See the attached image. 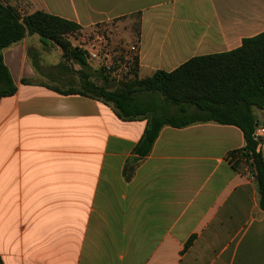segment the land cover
I'll list each match as a JSON object with an SVG mask.
<instances>
[{"label":"crops","instance_id":"1","mask_svg":"<svg viewBox=\"0 0 264 264\" xmlns=\"http://www.w3.org/2000/svg\"><path fill=\"white\" fill-rule=\"evenodd\" d=\"M26 1V14L79 30L137 15L139 79L264 31V0ZM31 40L39 39L2 50L15 91L0 98V264H264L256 178L230 159L245 145L239 128L164 125L139 157L146 119L122 120L98 99L55 91L54 77L21 82L37 74ZM254 114L264 127V110Z\"/></svg>","mask_w":264,"mask_h":264},{"label":"trees","instance_id":"2","mask_svg":"<svg viewBox=\"0 0 264 264\" xmlns=\"http://www.w3.org/2000/svg\"><path fill=\"white\" fill-rule=\"evenodd\" d=\"M79 29L73 21L39 10L22 15L16 7L0 1V98L15 91L2 50L36 34L43 48L50 43L58 45L65 60L79 67L74 71L79 77L78 87L62 90L47 84L49 88L98 99L122 120L146 119L143 135L134 148L139 157L150 152L164 125L184 127L215 122L239 128L245 142L239 151L250 160L249 167L255 171L259 204L264 207V156L256 150L259 141L254 137L257 127L254 109L264 110V31L242 39L241 45L230 51L194 56L172 71L156 70L140 79L135 76V54L134 77L113 84L101 71L91 69L86 50L64 38ZM21 82L28 81L22 78ZM189 243L190 240L185 247Z\"/></svg>","mask_w":264,"mask_h":264},{"label":"rangeland","instance_id":"3","mask_svg":"<svg viewBox=\"0 0 264 264\" xmlns=\"http://www.w3.org/2000/svg\"><path fill=\"white\" fill-rule=\"evenodd\" d=\"M1 2L19 7L22 15L28 11L26 0H0ZM18 9V8H17ZM138 36L137 15L118 16L109 21L95 23L82 30L70 32L64 35L71 45L86 50L89 57L88 63L94 71H101L103 75L111 79V83L127 81L133 78L134 66L132 57L136 54ZM38 37V36H37ZM26 54L31 63L36 64V75L25 77L30 81H53L54 87L66 88V86H79L78 74L74 72V64L65 60L62 49L50 43L48 47H42L39 40H31L26 46ZM8 62V57H7ZM10 59L9 66L18 69L19 65ZM60 63V66L58 65ZM77 68L78 66L75 65ZM65 69H68L66 71ZM14 78L18 81V77ZM95 80L99 82L96 74ZM69 81L70 85H67Z\"/></svg>","mask_w":264,"mask_h":264},{"label":"built area","instance_id":"4","mask_svg":"<svg viewBox=\"0 0 264 264\" xmlns=\"http://www.w3.org/2000/svg\"><path fill=\"white\" fill-rule=\"evenodd\" d=\"M254 136L263 137L264 136V127H258L254 131ZM231 162L236 165H241L243 170L249 171L251 176L255 178V171L249 167L250 160L242 153V151H234L233 155L230 156Z\"/></svg>","mask_w":264,"mask_h":264},{"label":"water","instance_id":"5","mask_svg":"<svg viewBox=\"0 0 264 264\" xmlns=\"http://www.w3.org/2000/svg\"><path fill=\"white\" fill-rule=\"evenodd\" d=\"M258 141H261V138L260 137H256V136H254Z\"/></svg>","mask_w":264,"mask_h":264}]
</instances>
